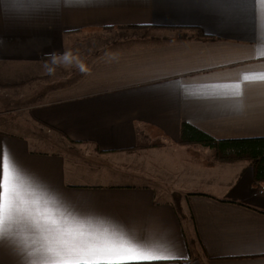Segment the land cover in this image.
<instances>
[{"label": "crops", "instance_id": "crops-1", "mask_svg": "<svg viewBox=\"0 0 264 264\" xmlns=\"http://www.w3.org/2000/svg\"><path fill=\"white\" fill-rule=\"evenodd\" d=\"M30 77L43 89L29 119L66 147L39 150L1 129L0 145L42 181L135 228L174 264H264V182L247 160L179 142L182 122L215 139L264 137V4L243 0L227 18L159 0H86L33 19L0 6V80ZM98 166L115 181L93 182ZM60 210L72 227L119 231ZM9 232L0 262L41 264L35 228Z\"/></svg>", "mask_w": 264, "mask_h": 264}, {"label": "snow or ice", "instance_id": "snow-or-ice-1", "mask_svg": "<svg viewBox=\"0 0 264 264\" xmlns=\"http://www.w3.org/2000/svg\"><path fill=\"white\" fill-rule=\"evenodd\" d=\"M84 2L86 0H0V6L15 11L25 19H33L41 14H58L63 7ZM159 2L177 6H211L227 18L231 10L243 0ZM253 3L264 4V0H253ZM20 173L30 177L37 187L56 194V204H59L60 208L49 207L47 201L41 206L39 197L29 195L31 191L21 188L18 183ZM61 208L74 215L86 214L107 221L119 231L110 232L107 228L93 229L90 225L86 228L83 224L72 227ZM21 222L39 229L41 234H64L71 230L73 238H79V243L57 252L58 256L67 257L64 264H174L177 259L168 249L157 246L144 235H138L135 228L125 226L113 217L96 213L94 209L83 208L67 199L21 164L6 145H0V247L3 246V237L10 235L9 230ZM261 243L264 244V241ZM51 264L58 262L52 261Z\"/></svg>", "mask_w": 264, "mask_h": 264}, {"label": "rangeland", "instance_id": "rangeland-1", "mask_svg": "<svg viewBox=\"0 0 264 264\" xmlns=\"http://www.w3.org/2000/svg\"><path fill=\"white\" fill-rule=\"evenodd\" d=\"M78 55L82 53L75 52ZM30 81L16 88H0V129L6 133L21 134L29 138L33 148L39 150H48L59 152L63 147H66L64 139L54 137L51 133H47L39 125L33 123L29 119L28 101L32 95L36 94L37 90H42L43 81ZM35 84H39L34 90ZM32 94V95H31ZM82 148L89 150L93 148L91 145H82ZM135 154V155H134ZM131 159L134 156L135 164L138 165L140 154L137 152L131 153ZM69 157V155H67ZM111 161V160H110ZM93 182H113L115 179L111 177V170L106 167L93 168ZM86 182L90 180L85 179ZM168 193L171 191L177 192V187L163 188ZM181 190V188H180ZM185 191H190L189 188H184ZM179 191V190H178ZM178 197L176 196V200Z\"/></svg>", "mask_w": 264, "mask_h": 264}, {"label": "trees", "instance_id": "trees-1", "mask_svg": "<svg viewBox=\"0 0 264 264\" xmlns=\"http://www.w3.org/2000/svg\"><path fill=\"white\" fill-rule=\"evenodd\" d=\"M195 33L201 35L199 30ZM47 66L49 57H42ZM30 77L18 82H4L0 80V88H16L32 81ZM179 142L200 144L212 151L213 161L232 162L247 160L251 166L253 179L264 182V137H244L215 139L189 123L182 122L179 131Z\"/></svg>", "mask_w": 264, "mask_h": 264}, {"label": "clouds", "instance_id": "clouds-1", "mask_svg": "<svg viewBox=\"0 0 264 264\" xmlns=\"http://www.w3.org/2000/svg\"><path fill=\"white\" fill-rule=\"evenodd\" d=\"M18 183L22 189H27L28 184H34L30 177L20 173L18 177ZM29 195H35L40 198L41 206H44L45 201L48 205H52L55 208L56 200L58 197L56 194L48 192L41 187L36 186V191H31ZM47 197V199H45ZM59 213H57L58 215ZM37 232L36 243L39 245V252L41 256V264H51L52 261H57L58 264H64V260L67 257H61L57 255L58 251L71 248L74 244L79 243V238H73L71 230L65 232L64 234L58 233H44L41 234L40 230L35 228Z\"/></svg>", "mask_w": 264, "mask_h": 264}]
</instances>
